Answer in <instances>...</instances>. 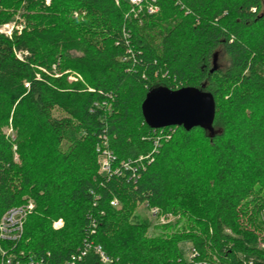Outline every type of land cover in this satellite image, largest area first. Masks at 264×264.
<instances>
[{"label": "trees", "instance_id": "obj_1", "mask_svg": "<svg viewBox=\"0 0 264 264\" xmlns=\"http://www.w3.org/2000/svg\"><path fill=\"white\" fill-rule=\"evenodd\" d=\"M154 4L148 14L149 0H0V27L23 22L0 33V219L35 205L20 239L0 240L14 261L66 264L89 242L109 264H264V0ZM54 65L58 78L42 71ZM183 88L212 96V131L145 122L150 93ZM141 204L187 226L149 235ZM76 264L102 263L88 252Z\"/></svg>", "mask_w": 264, "mask_h": 264}, {"label": "water", "instance_id": "obj_2", "mask_svg": "<svg viewBox=\"0 0 264 264\" xmlns=\"http://www.w3.org/2000/svg\"><path fill=\"white\" fill-rule=\"evenodd\" d=\"M145 122L152 129L183 127L212 131L215 119V101L193 88L176 91L158 90L150 93L142 106Z\"/></svg>", "mask_w": 264, "mask_h": 264}, {"label": "built area", "instance_id": "obj_3", "mask_svg": "<svg viewBox=\"0 0 264 264\" xmlns=\"http://www.w3.org/2000/svg\"><path fill=\"white\" fill-rule=\"evenodd\" d=\"M117 3V0H114ZM130 5L137 9L142 8V4L146 0H128ZM150 5L147 6V13L154 14L158 11V8L155 6V0H149ZM98 153V166L99 173L101 175H109L112 169V163L114 157L111 151L105 146L97 147ZM117 202L113 201L111 204L116 205ZM33 204L27 203L25 205L14 207L6 211L0 219V240L5 242H16L20 239L23 232V223L26 217L32 212ZM153 217L159 218V211L156 208L151 210ZM161 219V217L159 218ZM60 226V225H58ZM88 252L95 254L102 264H109L111 261L104 253L103 249L99 245H93L92 243L85 242L83 249L77 254L73 255L69 262L66 264H76L81 259H83ZM2 257L1 264H34L32 259H28L26 262L14 261L13 256H8L5 251L0 250ZM195 256V251L192 249L191 258Z\"/></svg>", "mask_w": 264, "mask_h": 264}, {"label": "rangeland", "instance_id": "obj_4", "mask_svg": "<svg viewBox=\"0 0 264 264\" xmlns=\"http://www.w3.org/2000/svg\"><path fill=\"white\" fill-rule=\"evenodd\" d=\"M45 5L49 6L50 5V0H45ZM23 28V22L22 19L18 16L15 17V20L7 23L3 26L0 27V33H3L5 35H10L11 32L13 31V29L16 30H21ZM24 55H27V53H17V57L19 59L22 60V57ZM216 55H217V60H216V64L220 67V68H226L229 66V58L228 56L225 54L224 49L222 47L218 48L216 50ZM56 70V66H53V73L49 74L47 71L42 70L45 74L50 75L54 78H58L59 74L54 73ZM64 74H67V81L76 83V82H80L82 84H84V80L83 78H81L79 75H75V74H70V72L66 71ZM3 132L5 134H7L8 136L11 137V139L14 140V136L15 133L12 129L11 126L9 127H5L2 129ZM13 152H14V157L17 158V154H16V146L13 147ZM115 201V200H114ZM116 202V201H115ZM28 203H32L33 204V210L35 208V205L32 201H28ZM27 204V203H26ZM25 205V204H24ZM115 207H119V205L116 203ZM153 208H149L146 204H141L138 205L137 208L135 209V214L134 217L137 221H144L146 223H148L149 225V235H155L158 233H171V232H179L183 229V227L187 226V221L185 218L180 217L179 215H174V214H164V213H160L159 211V215L161 217V219L153 217L151 214V210ZM32 210V211H33ZM31 214V213H30ZM263 220H264V212L261 214ZM60 225V226H58ZM63 226V221L61 219L56 220L55 222H53V227L54 229L58 230ZM171 226V227H169ZM178 247L180 249V251L183 254V257L188 260L191 259V255H192V249H191V245L189 242H180L178 244ZM261 248H264V244H262L260 246Z\"/></svg>", "mask_w": 264, "mask_h": 264}]
</instances>
